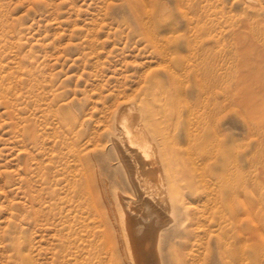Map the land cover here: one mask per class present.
<instances>
[{
	"label": "rangeland",
	"instance_id": "rangeland-1",
	"mask_svg": "<svg viewBox=\"0 0 264 264\" xmlns=\"http://www.w3.org/2000/svg\"><path fill=\"white\" fill-rule=\"evenodd\" d=\"M126 103L170 184L162 263L264 264V0H0V264H128Z\"/></svg>",
	"mask_w": 264,
	"mask_h": 264
},
{
	"label": "bare ground",
	"instance_id": "bare-ground-1",
	"mask_svg": "<svg viewBox=\"0 0 264 264\" xmlns=\"http://www.w3.org/2000/svg\"><path fill=\"white\" fill-rule=\"evenodd\" d=\"M141 115L135 103L121 105L111 134L112 144L124 164L121 165L127 168L126 179L135 193L134 197L119 195L116 199L119 247L128 264H163L158 244L166 216L173 210L170 184L166 171L160 170L163 160L157 139L147 130ZM161 165L163 168V162Z\"/></svg>",
	"mask_w": 264,
	"mask_h": 264
}]
</instances>
